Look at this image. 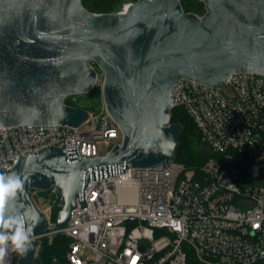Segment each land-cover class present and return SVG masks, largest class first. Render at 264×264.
I'll return each mask as SVG.
<instances>
[{
    "label": "water",
    "instance_id": "obj_1",
    "mask_svg": "<svg viewBox=\"0 0 264 264\" xmlns=\"http://www.w3.org/2000/svg\"><path fill=\"white\" fill-rule=\"evenodd\" d=\"M200 1L207 4L202 17L186 14L181 0H138L111 14L92 13L82 0H0V126L80 127L90 114L65 100L90 93L102 73L104 107L123 134L97 158L52 146L23 154L12 170L0 168L21 176L17 200L38 217L18 264H35L46 231L33 191L57 190L56 223L64 229L77 199L86 205L91 181L174 161L179 79L221 86L233 73L264 76V0Z\"/></svg>",
    "mask_w": 264,
    "mask_h": 264
},
{
    "label": "built area",
    "instance_id": "obj_2",
    "mask_svg": "<svg viewBox=\"0 0 264 264\" xmlns=\"http://www.w3.org/2000/svg\"><path fill=\"white\" fill-rule=\"evenodd\" d=\"M173 93L174 108L191 117L213 153L201 171L174 159L91 181L86 205L77 199L64 229L35 191L46 220L39 241L66 236L70 264H264V76L233 73L221 86L182 78ZM87 113L80 127L0 126V168L12 170L23 154L52 146L77 147L89 160L122 143L106 109ZM48 192L62 203L55 188ZM19 256L9 249L5 264Z\"/></svg>",
    "mask_w": 264,
    "mask_h": 264
},
{
    "label": "trees",
    "instance_id": "obj_3",
    "mask_svg": "<svg viewBox=\"0 0 264 264\" xmlns=\"http://www.w3.org/2000/svg\"><path fill=\"white\" fill-rule=\"evenodd\" d=\"M124 1L136 3L138 0H82V5L95 14H111L120 12L119 7ZM181 7L186 14L193 13L199 17L204 16L207 12V4L199 0H181ZM94 66L96 67V65ZM84 98L93 101V104L101 102L100 94L92 91L86 94ZM65 103L72 107L82 108L67 100ZM176 123L182 125V132L174 159L187 167V169L200 172L207 160L213 156V153L204 148L199 130L191 117L183 109L174 108L172 110L171 124ZM38 194L48 198L53 204V218L56 220L57 214L62 208L61 201L56 199L54 195L50 196V192L48 191L38 192ZM69 245L70 240L62 234L54 236L51 240L42 238L38 247L35 264H70L67 260Z\"/></svg>",
    "mask_w": 264,
    "mask_h": 264
},
{
    "label": "clouds",
    "instance_id": "obj_4",
    "mask_svg": "<svg viewBox=\"0 0 264 264\" xmlns=\"http://www.w3.org/2000/svg\"><path fill=\"white\" fill-rule=\"evenodd\" d=\"M24 181L15 172H0V264H5L9 249L24 255L33 239L38 217L17 200Z\"/></svg>",
    "mask_w": 264,
    "mask_h": 264
},
{
    "label": "rangeland",
    "instance_id": "obj_5",
    "mask_svg": "<svg viewBox=\"0 0 264 264\" xmlns=\"http://www.w3.org/2000/svg\"><path fill=\"white\" fill-rule=\"evenodd\" d=\"M190 1H194V0H190ZM127 4H132V3L130 1H124L119 7L120 12L125 11V6ZM103 79H104V76H103L102 73H100L98 81H97V84L94 87V89L92 90V92H96V93L100 94L101 102H96L95 104H93L92 103L93 101L88 100L87 98H84L85 95L70 96L66 100L70 101L71 103L77 104V105H79L82 108L85 107L86 109L85 108L84 109L87 112H100V111H102L103 109H105L104 101H103V93H102ZM66 100H65V102H66ZM37 252H38V249H37ZM37 252H36V255H37ZM89 256H91V255H89Z\"/></svg>",
    "mask_w": 264,
    "mask_h": 264
}]
</instances>
